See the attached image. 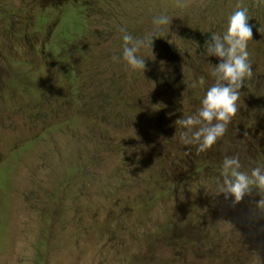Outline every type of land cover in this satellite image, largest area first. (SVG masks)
I'll return each mask as SVG.
<instances>
[{
  "label": "rangeland",
  "instance_id": "rangeland-1",
  "mask_svg": "<svg viewBox=\"0 0 264 264\" xmlns=\"http://www.w3.org/2000/svg\"><path fill=\"white\" fill-rule=\"evenodd\" d=\"M237 5L253 77L198 154L175 121L214 83L201 39ZM162 15L144 73L113 61L121 28ZM226 156L264 168V0H0V264H264L257 191L218 194Z\"/></svg>",
  "mask_w": 264,
  "mask_h": 264
},
{
  "label": "clouds",
  "instance_id": "clouds-1",
  "mask_svg": "<svg viewBox=\"0 0 264 264\" xmlns=\"http://www.w3.org/2000/svg\"><path fill=\"white\" fill-rule=\"evenodd\" d=\"M249 20L247 8L237 5V10L229 17L226 31L223 34L214 33L205 42L207 55L219 61L210 72L214 83L207 89L195 114L175 121V125L183 129L180 142L195 145L198 154L212 149L226 134L229 124L239 111L240 90L245 81L253 77L247 51L249 42L253 41V28ZM170 23L171 19L167 16L155 17L153 31L143 37H134L125 28H121L122 58L113 56V61L122 60L129 70L144 73L146 64L145 57L139 55L141 49H152L154 39L160 38L162 26ZM204 83V77L201 76L198 84L193 83L192 87L203 86ZM241 169L238 156H226L223 159L220 171L222 182L218 185V194L232 197L233 205H236L255 189L260 196L256 209L264 218V168L254 167L250 172Z\"/></svg>",
  "mask_w": 264,
  "mask_h": 264
},
{
  "label": "trees",
  "instance_id": "trees-1",
  "mask_svg": "<svg viewBox=\"0 0 264 264\" xmlns=\"http://www.w3.org/2000/svg\"><path fill=\"white\" fill-rule=\"evenodd\" d=\"M75 1V3H77V0H74ZM211 38V36L208 34L207 36H206V38H203V39H201V40H204V41H207V40H209ZM202 160H204V159H202ZM209 169H211L212 167H208ZM71 189L72 188H70L69 189V192H71Z\"/></svg>",
  "mask_w": 264,
  "mask_h": 264
},
{
  "label": "bare ground",
  "instance_id": "bare-ground-1",
  "mask_svg": "<svg viewBox=\"0 0 264 264\" xmlns=\"http://www.w3.org/2000/svg\"><path fill=\"white\" fill-rule=\"evenodd\" d=\"M236 218V217H235ZM214 220V219H213ZM243 223V222H242ZM232 236V235H231Z\"/></svg>",
  "mask_w": 264,
  "mask_h": 264
}]
</instances>
